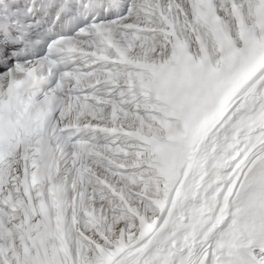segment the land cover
I'll list each match as a JSON object with an SVG mask.
<instances>
[{
	"label": "snow or ice",
	"instance_id": "6c2138e0",
	"mask_svg": "<svg viewBox=\"0 0 264 264\" xmlns=\"http://www.w3.org/2000/svg\"><path fill=\"white\" fill-rule=\"evenodd\" d=\"M0 264H264V0H0Z\"/></svg>",
	"mask_w": 264,
	"mask_h": 264
}]
</instances>
